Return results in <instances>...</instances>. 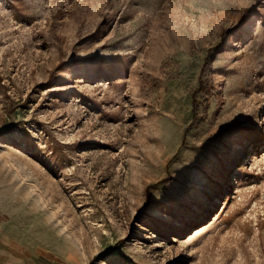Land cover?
<instances>
[{"label": "rangeland", "instance_id": "rangeland-1", "mask_svg": "<svg viewBox=\"0 0 264 264\" xmlns=\"http://www.w3.org/2000/svg\"><path fill=\"white\" fill-rule=\"evenodd\" d=\"M0 212L22 264H264V0H0Z\"/></svg>", "mask_w": 264, "mask_h": 264}, {"label": "crops", "instance_id": "crops-1", "mask_svg": "<svg viewBox=\"0 0 264 264\" xmlns=\"http://www.w3.org/2000/svg\"><path fill=\"white\" fill-rule=\"evenodd\" d=\"M3 222V213L0 212V264H22V249L7 237Z\"/></svg>", "mask_w": 264, "mask_h": 264}]
</instances>
